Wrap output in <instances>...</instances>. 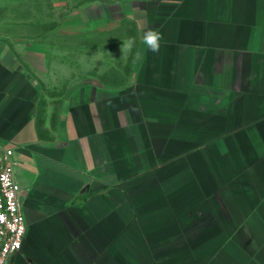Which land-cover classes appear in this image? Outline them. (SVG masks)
<instances>
[{
    "label": "crops",
    "instance_id": "crops-1",
    "mask_svg": "<svg viewBox=\"0 0 264 264\" xmlns=\"http://www.w3.org/2000/svg\"><path fill=\"white\" fill-rule=\"evenodd\" d=\"M52 1L67 9L65 32L109 31L132 19L138 78L165 84L138 91L171 118L146 140L140 102L94 82L56 103L57 134L45 139L37 122L43 90L0 40V153L14 150L28 225L12 264H264V0ZM148 30L162 34L158 53L142 42ZM194 38L197 73L204 78L212 65L226 89L222 103L196 115L192 75L169 46ZM129 153L138 154L133 165H120Z\"/></svg>",
    "mask_w": 264,
    "mask_h": 264
},
{
    "label": "rangeland",
    "instance_id": "rangeland-1",
    "mask_svg": "<svg viewBox=\"0 0 264 264\" xmlns=\"http://www.w3.org/2000/svg\"><path fill=\"white\" fill-rule=\"evenodd\" d=\"M66 11L64 7H57L52 0H0V40L8 43L10 53L38 81L43 90L37 119L40 135L45 139L56 136L59 125L56 103L64 99L70 88L101 82L112 88H120V99H129L130 102L134 100L135 104L140 102L136 109L137 120L140 121L146 140L147 137L152 138L156 134V125L169 123L171 115L158 105L157 109H150L148 101L153 95L140 94L138 91L139 88L156 91L157 86L159 90L165 84L160 85L161 82L154 79H145L142 82L138 78L136 56L140 52V37L135 22L126 18L117 28L109 31L65 32L60 30V22ZM128 38H135L136 44L131 52L122 54L121 45ZM160 43L164 45L165 41L161 40ZM169 46L177 48L178 54H183L182 64L187 63L192 75L191 95L188 98L189 105L196 110L189 112L193 115L207 113L206 109L210 105L222 103L226 89L223 86L219 88L214 82L213 66L209 64L211 68L209 72L205 71L204 78L197 73L196 58L201 55V48L196 44V39L185 42L169 41ZM95 53L96 57L92 58ZM211 53V48H205V57ZM215 65L218 67L216 70H226L229 66L225 64L224 67L223 63ZM177 67L180 68L181 65ZM171 70L178 71L176 67ZM137 91L139 94H136ZM203 94L208 98L205 105H202L204 110L200 111L196 104ZM158 98L164 100L162 95ZM50 103H55L56 107L53 119L47 122L46 114ZM179 114L180 118H186V111ZM153 140L150 145L146 142V145L152 151L157 148L159 153L162 145L159 141L153 143ZM126 152H132V149L127 148ZM130 154L132 153L128 155ZM136 158L138 154H132L126 159L120 157V165L125 162L132 166Z\"/></svg>",
    "mask_w": 264,
    "mask_h": 264
},
{
    "label": "built area",
    "instance_id": "built-area-1",
    "mask_svg": "<svg viewBox=\"0 0 264 264\" xmlns=\"http://www.w3.org/2000/svg\"><path fill=\"white\" fill-rule=\"evenodd\" d=\"M13 155L12 148L0 153V264H12V256L21 250L28 227Z\"/></svg>",
    "mask_w": 264,
    "mask_h": 264
},
{
    "label": "clouds",
    "instance_id": "clouds-1",
    "mask_svg": "<svg viewBox=\"0 0 264 264\" xmlns=\"http://www.w3.org/2000/svg\"><path fill=\"white\" fill-rule=\"evenodd\" d=\"M142 42L145 44L148 49H150L153 53H158L160 50V42L163 39L162 34L158 31L148 30L142 33ZM136 44L135 38H128L127 40L123 41L121 45V52L122 54L125 52H131L133 47ZM97 53H95L92 58H95ZM137 59H140V54L137 53Z\"/></svg>",
    "mask_w": 264,
    "mask_h": 264
}]
</instances>
